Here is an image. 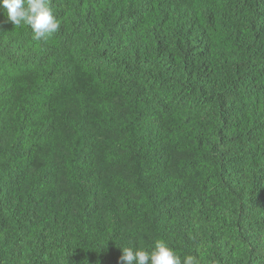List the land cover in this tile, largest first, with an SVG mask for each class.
<instances>
[{
  "label": "trees",
  "instance_id": "trees-1",
  "mask_svg": "<svg viewBox=\"0 0 264 264\" xmlns=\"http://www.w3.org/2000/svg\"><path fill=\"white\" fill-rule=\"evenodd\" d=\"M50 7L0 10V264H264V0Z\"/></svg>",
  "mask_w": 264,
  "mask_h": 264
},
{
  "label": "clouds",
  "instance_id": "clouds-1",
  "mask_svg": "<svg viewBox=\"0 0 264 264\" xmlns=\"http://www.w3.org/2000/svg\"><path fill=\"white\" fill-rule=\"evenodd\" d=\"M0 10L13 25L29 26L37 41L48 39L60 27L50 0H0ZM119 247V264H197L191 254L181 257L162 239L154 240L150 249L132 244Z\"/></svg>",
  "mask_w": 264,
  "mask_h": 264
}]
</instances>
